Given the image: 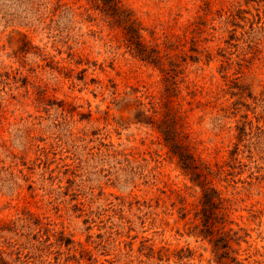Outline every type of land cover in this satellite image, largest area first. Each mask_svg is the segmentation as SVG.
<instances>
[{
    "label": "rangeland",
    "instance_id": "374dc122",
    "mask_svg": "<svg viewBox=\"0 0 264 264\" xmlns=\"http://www.w3.org/2000/svg\"><path fill=\"white\" fill-rule=\"evenodd\" d=\"M121 1L175 57L168 92L89 0H0V264H264V0ZM167 99L192 153L224 168L228 251L135 119Z\"/></svg>",
    "mask_w": 264,
    "mask_h": 264
},
{
    "label": "trees",
    "instance_id": "16d2710c",
    "mask_svg": "<svg viewBox=\"0 0 264 264\" xmlns=\"http://www.w3.org/2000/svg\"><path fill=\"white\" fill-rule=\"evenodd\" d=\"M92 7L100 11L114 26L122 28L125 32V43L132 53L142 61L160 69L165 75L167 92L170 90V67H174L175 57L173 55L160 56V51L150 47L143 42L142 28L134 18L133 11L121 0H89ZM161 115L160 117H158ZM181 117L179 108L175 107L171 100L164 103H156L152 106V114L140 110L136 114V121L156 126L163 135L164 141L173 156L178 158L181 168L191 177V180L201 189V207L196 212L199 223L195 229L200 236L208 239L215 249H230L229 243L232 239L231 231L227 230V215H220L219 210L225 202L221 191L213 184L214 178L224 172L223 166L216 164V168L196 157L191 151L190 141L186 140L180 128L177 126ZM236 154V153H235ZM220 260L219 264H228ZM234 264L237 263L233 259Z\"/></svg>",
    "mask_w": 264,
    "mask_h": 264
}]
</instances>
